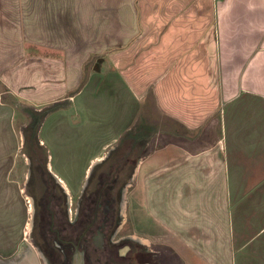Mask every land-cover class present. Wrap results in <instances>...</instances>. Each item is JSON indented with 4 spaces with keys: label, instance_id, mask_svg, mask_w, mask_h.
I'll list each match as a JSON object with an SVG mask.
<instances>
[{
    "label": "crops",
    "instance_id": "crops-1",
    "mask_svg": "<svg viewBox=\"0 0 264 264\" xmlns=\"http://www.w3.org/2000/svg\"><path fill=\"white\" fill-rule=\"evenodd\" d=\"M100 45L129 47L125 55L139 47L140 58L149 49L170 57L178 67L175 102L185 100L192 112L186 123L170 118L168 133L175 124L208 132L206 147L194 151L174 132L160 151L139 156L142 164L132 172L131 181L143 171L144 160H152L141 181V199L159 225V237L170 239L175 261L222 263L246 251L264 236V224L251 235L242 225L232 228L229 208L239 206L247 191L264 189V0H0V95L17 105L22 97L34 101L32 93L55 102L68 87H53L52 81L59 73L62 84L68 62L79 58L67 47ZM21 47H34L24 70ZM35 47L45 48L40 56ZM54 47H60V58L69 56L63 61L44 55ZM170 67L159 77L166 79ZM25 83L34 89L29 98L21 94ZM148 90L132 88L131 94L143 99ZM163 116L156 123L146 120L136 133L130 126L125 139L130 153L145 134L156 145L164 138ZM102 157L103 152L91 162ZM49 159L56 167L54 157ZM256 248L264 264V243Z\"/></svg>",
    "mask_w": 264,
    "mask_h": 264
},
{
    "label": "rangeland",
    "instance_id": "rangeland-1",
    "mask_svg": "<svg viewBox=\"0 0 264 264\" xmlns=\"http://www.w3.org/2000/svg\"><path fill=\"white\" fill-rule=\"evenodd\" d=\"M100 34L102 35L103 31ZM119 41L122 42L120 39ZM21 48V67L24 70L28 68L24 65L34 47ZM35 48L41 50L39 56L45 49ZM58 48L60 47H54L57 51L49 49L45 50L47 53H43L46 56L52 55L51 58L57 60L61 57ZM128 48L102 45L67 47L69 55L73 54L75 59L79 58L77 61L68 62L67 75L65 73L62 84L59 73L55 76L57 81L55 78L52 81L53 87H68L67 92L59 95L63 97L57 96L55 102L50 101L52 98L46 95L32 93L34 101L22 97L17 105L9 102L8 97L0 95V264L10 261L11 256L12 261H22L20 264H36L34 252L28 250L32 240L28 234H23V231H29L32 220L29 216L27 219L25 200L18 193L17 183L20 182L23 187L22 182L29 175L31 156L41 159L45 155L48 158L52 155L53 165L61 166L63 173L67 175L63 177L76 184L85 181L83 176L89 163L92 165L87 176L97 164L91 162L95 155L103 152L105 157L112 155L113 159L116 158L113 161H116L128 154L129 161H125L126 166L122 162V168L118 169L117 161L109 169L110 172H118L120 177L128 181L123 209V222H128L126 225L122 223L120 235L132 234L135 239H143V244L151 245L152 250H157L163 245L166 255L168 252L172 253L167 247V240L170 239L159 237L162 234L158 231L159 225L151 221L145 211L146 199L145 203L141 199L144 192L141 181L152 160H144L143 171L132 181L131 173L142 164L139 156L146 152L160 151L168 142H172L174 132L175 135H181V143L189 151L206 147L204 135L208 132L202 129L193 133L184 128L178 129L175 124L173 133H168V129L171 132L173 122L170 118L184 123L191 121L192 111L188 109L189 104L185 100L175 102L172 94L178 67L175 68L170 57L163 56L160 52L157 54L153 49H149L150 51L140 58L141 48L134 47V52L130 51L133 55L130 52L125 55ZM24 49L29 51L25 52ZM66 55L69 56L62 53L63 58L60 60L64 61ZM44 64L42 63V66ZM166 66L172 67L167 71L166 79L160 78L159 73H162ZM56 68L54 66L53 71H56ZM132 88L149 90L143 99H137L131 94ZM21 90L22 96L29 98L32 92L30 90L34 89L25 83ZM168 92L170 93L167 97L165 94ZM176 100L179 101V98ZM179 106L182 107L179 109ZM161 113L164 115V138L156 145L153 139L151 140L152 137L145 134L147 136H144L142 141L134 142L130 153V149H127L129 143L125 142V139L131 136L130 126H133V133H136L143 128L146 120L156 123ZM48 162L50 163V159ZM106 168H101L95 175L106 171ZM244 197L246 198L240 200L239 206L232 205L229 208L230 226L236 229L238 225H242L251 235L264 224V189L255 193L247 191ZM152 210L159 213L153 208ZM146 231L152 234L151 237L142 236ZM145 239L150 242H145ZM158 240L161 241V246L156 245ZM255 240L256 238L252 240L246 251L236 252L232 255L233 258L229 256L225 262L214 264H261L262 256L258 253L262 251L256 247L263 245L264 236L254 242ZM147 249L145 246V250ZM41 264H47L46 259H42ZM49 264H58L55 254L51 255ZM172 264L182 263L174 261Z\"/></svg>",
    "mask_w": 264,
    "mask_h": 264
},
{
    "label": "flooded vegetation",
    "instance_id": "flooded-vegetation-1",
    "mask_svg": "<svg viewBox=\"0 0 264 264\" xmlns=\"http://www.w3.org/2000/svg\"><path fill=\"white\" fill-rule=\"evenodd\" d=\"M43 157L31 156L23 187L17 183L18 193L25 200L27 219L32 220L29 231L23 234L32 240L28 250L34 252L36 264H41L42 259L49 264L54 254L58 264H72L77 252L82 253L84 264H172L175 261L177 256L168 241L167 247L172 253L166 255L160 240L156 245L161 247L152 250L151 245L142 243L143 239H135L132 234L120 235L122 223L128 222H123L128 181L109 169L117 161V168H122V162L125 165L129 161L128 154L116 161L112 155L102 157L89 176L85 172V181L76 184L51 167L47 155ZM103 167L107 170L96 176ZM11 257L2 264L22 262L12 261Z\"/></svg>",
    "mask_w": 264,
    "mask_h": 264
},
{
    "label": "water",
    "instance_id": "water-1",
    "mask_svg": "<svg viewBox=\"0 0 264 264\" xmlns=\"http://www.w3.org/2000/svg\"><path fill=\"white\" fill-rule=\"evenodd\" d=\"M72 264H84L82 253L77 252L75 254Z\"/></svg>",
    "mask_w": 264,
    "mask_h": 264
},
{
    "label": "trees",
    "instance_id": "trees-1",
    "mask_svg": "<svg viewBox=\"0 0 264 264\" xmlns=\"http://www.w3.org/2000/svg\"><path fill=\"white\" fill-rule=\"evenodd\" d=\"M33 116V115H32ZM36 116V115H35ZM37 130V129H36ZM29 141H30V139H29Z\"/></svg>",
    "mask_w": 264,
    "mask_h": 264
}]
</instances>
